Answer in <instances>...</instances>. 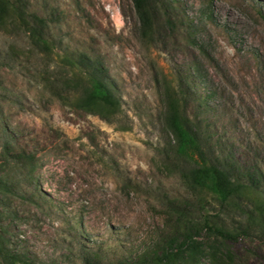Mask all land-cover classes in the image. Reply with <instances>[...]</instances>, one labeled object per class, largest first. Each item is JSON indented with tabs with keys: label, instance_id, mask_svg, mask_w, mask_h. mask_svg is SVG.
<instances>
[{
	"label": "rangeland",
	"instance_id": "1",
	"mask_svg": "<svg viewBox=\"0 0 264 264\" xmlns=\"http://www.w3.org/2000/svg\"><path fill=\"white\" fill-rule=\"evenodd\" d=\"M27 2L52 46L0 24V264H123L144 250V264H264V0H156L146 35L132 0ZM68 56L102 67L120 100L111 122L81 104ZM166 84L187 93L206 161L242 184L230 200L190 186L199 157L164 123ZM5 147L34 154L32 175ZM182 215L233 238L205 228L193 257L158 260Z\"/></svg>",
	"mask_w": 264,
	"mask_h": 264
},
{
	"label": "trees",
	"instance_id": "2",
	"mask_svg": "<svg viewBox=\"0 0 264 264\" xmlns=\"http://www.w3.org/2000/svg\"><path fill=\"white\" fill-rule=\"evenodd\" d=\"M155 3L156 0H132L139 19V29L145 35L149 33L154 22ZM8 22L21 31L36 48L47 51L52 46L51 41L46 37V29L48 28L46 19L31 10L27 0H0V24H7ZM165 22L168 25L172 23L169 15H167ZM67 58L69 69H73L75 72L73 78L79 77L85 92L81 104L94 113L101 114L105 120L111 122L105 113L109 116L114 115L116 110L120 108V100L114 94L111 84L106 81L100 64L96 61H88L89 63L85 68L87 72L85 70L80 72L79 69H75L77 58L74 56H68ZM195 71L200 76L197 66H195ZM186 96V92L179 91L177 94L170 85L166 84L164 123L175 137L179 152L188 156L197 154L199 157L195 166L189 169L186 175L190 186L206 190L212 195L214 194L221 202H226L232 198V195L238 194L243 186L241 183L236 182L228 169L226 170L215 163L206 161L198 127L184 112L183 100ZM5 155V160L12 163L17 170L28 168V175H32L35 164V156L32 152L25 150L13 152L10 148L5 147ZM3 189H6V182L3 176L0 175V190ZM258 209L264 214V201L258 206ZM178 217V227L175 232L167 239L161 238L151 250L153 254L160 253L163 256L158 260L168 261L171 256H176L173 247H176V250L179 251L178 255L183 253L186 258L193 257L199 249L196 235L205 228L222 238H233L232 233L221 227L206 222L199 225L185 215ZM146 254L147 250L139 252L136 256L125 259L123 264H144ZM96 257L99 256L96 253H91L80 264H96Z\"/></svg>",
	"mask_w": 264,
	"mask_h": 264
}]
</instances>
